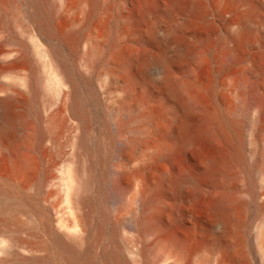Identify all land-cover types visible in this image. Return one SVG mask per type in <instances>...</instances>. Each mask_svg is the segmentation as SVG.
<instances>
[{"label":"bare ground","instance_id":"6f19581e","mask_svg":"<svg viewBox=\"0 0 264 264\" xmlns=\"http://www.w3.org/2000/svg\"><path fill=\"white\" fill-rule=\"evenodd\" d=\"M17 1L0 0V24ZM63 1L59 26L57 4L24 0L39 66L20 76L25 45L0 50L23 85H0V264H264V0ZM100 11L102 40L87 32ZM44 36L81 53L87 74L115 67L123 103L143 104L119 100L105 153L89 144L87 93ZM103 75L113 94L119 79ZM47 154L65 156L59 176Z\"/></svg>","mask_w":264,"mask_h":264},{"label":"rangeland","instance_id":"374dc122","mask_svg":"<svg viewBox=\"0 0 264 264\" xmlns=\"http://www.w3.org/2000/svg\"><path fill=\"white\" fill-rule=\"evenodd\" d=\"M51 2L53 5L57 4L56 9L59 8V12L55 16L54 23L60 26L64 24L68 19V15L64 13V10H63L65 7L64 1L63 0H50V3ZM118 8H119L118 4H115L109 16L111 17L112 16L111 14H115L116 12H118ZM30 12H31V8L28 6V4H26L24 0H19L6 7L7 25L4 23L0 24V50L1 48L12 46L15 42L22 43L27 48L28 68L27 69L22 68L21 70L19 69V71H17V74H20V76L28 74L30 66L37 67L40 64V58H38L34 45H33V41L27 32L28 27H34V23L32 22L31 17H30ZM107 18L108 16H106L103 11H100L91 21L87 32L91 30L101 40L105 39L108 34V30H109L106 26V23H104V21ZM43 41L46 42L47 45L54 47L60 51L63 65L66 68H68L72 72L73 75L75 74L74 76L76 80L79 82L80 87L85 93H87V105H88L87 120L89 119L87 121V129L89 131V144L91 145V149L93 151L99 153V151L101 150L100 153H105L106 151L105 140H106L110 126L113 129V130L112 129L110 130L112 132L113 131L115 132V129H114L115 126L114 124L112 125L111 123H113L112 118L115 117L116 112L123 106H129V105L130 106L134 105L135 108H138V110H140L143 108V104L139 100L135 99L134 96L128 97V100H126V102L124 101L123 103V99L127 95L125 92V88L123 87L122 76L119 74V72L116 71V68L113 67L112 65L108 67L109 66L107 65L108 63L106 65L101 64L103 65V67L98 66L97 73L93 71L94 73L92 72V74H89V73L87 74V71L83 65L81 53H75L74 51L71 50L68 44L58 41L53 38H48L44 36ZM81 49H84L83 45ZM1 64H2V61L0 60V85L8 84L10 86L22 87L23 85L18 75L14 72H7V71L1 70L2 68ZM106 73L107 75L109 74L115 75L117 79H119L117 82L120 81L118 84H115L117 88L115 89L113 94L109 90L103 91L105 90L102 87L103 79L105 77L103 74L106 75ZM119 100L120 101L122 100L123 106H122V103L119 104ZM125 103H129V105ZM110 107L111 108L113 107V109H111ZM123 111L125 112L124 114H128V111L126 110H123ZM112 112L114 114H112ZM76 117L77 116L72 117L73 119L72 118L70 119L69 127L67 128V131L65 132V137L69 138L70 130H71L70 131L71 136H76L79 133V130L81 129V125H80L81 119H79L78 117L76 118ZM124 118L126 119V117ZM128 134L129 132L126 133V135ZM153 146L154 144H149L145 148L146 153L149 152L148 150L151 151ZM67 152L68 154L73 152V145H70L67 147ZM195 155H197L196 151L193 152V156ZM116 158L117 157H115V160L111 159L110 161H108L106 165V168H108L110 172V178L117 177V175L114 174L113 172L114 167L119 162V159L117 160ZM149 161H152V160H149ZM66 163H67V160L65 156H62V155L60 157H55L51 154H47L45 157V167H50L52 164H55V168L50 170L54 176H59L62 173V169ZM137 163H138V159L132 162L131 165L133 166ZM180 165L181 164L179 162L175 163V166H177L178 168ZM163 166L164 164L162 160H160V158L157 160L156 158L148 166L147 168L148 170L146 169V171L148 174H150V172H152L153 169H161L163 168ZM39 167L41 168V166ZM58 197H59V194L55 193V195L51 197L49 201L52 203L55 200H57Z\"/></svg>","mask_w":264,"mask_h":264}]
</instances>
